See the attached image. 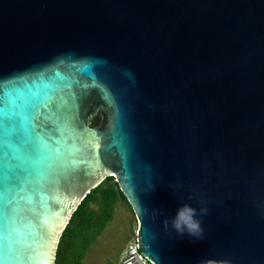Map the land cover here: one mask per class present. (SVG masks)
I'll return each mask as SVG.
<instances>
[{
    "label": "water",
    "instance_id": "95a60500",
    "mask_svg": "<svg viewBox=\"0 0 264 264\" xmlns=\"http://www.w3.org/2000/svg\"><path fill=\"white\" fill-rule=\"evenodd\" d=\"M0 101V264H54L109 176L151 264H264V0H0ZM184 203L203 239L165 230Z\"/></svg>",
    "mask_w": 264,
    "mask_h": 264
},
{
    "label": "trees",
    "instance_id": "16d2710c",
    "mask_svg": "<svg viewBox=\"0 0 264 264\" xmlns=\"http://www.w3.org/2000/svg\"><path fill=\"white\" fill-rule=\"evenodd\" d=\"M99 120L95 115L90 124L96 125ZM118 199L127 203L112 176L106 177L85 196L60 236L54 264H82L89 246L111 220Z\"/></svg>",
    "mask_w": 264,
    "mask_h": 264
},
{
    "label": "rangeland",
    "instance_id": "374dc122",
    "mask_svg": "<svg viewBox=\"0 0 264 264\" xmlns=\"http://www.w3.org/2000/svg\"><path fill=\"white\" fill-rule=\"evenodd\" d=\"M96 207V204H92ZM137 223L125 201L118 199L111 220L89 246L82 264H119L126 244L135 236Z\"/></svg>",
    "mask_w": 264,
    "mask_h": 264
},
{
    "label": "clouds",
    "instance_id": "9594fccd",
    "mask_svg": "<svg viewBox=\"0 0 264 264\" xmlns=\"http://www.w3.org/2000/svg\"><path fill=\"white\" fill-rule=\"evenodd\" d=\"M179 187V185H176ZM169 188L175 193L172 185H169ZM154 190L153 184H151L147 191ZM189 199H192L189 195ZM154 211H156L154 209ZM208 214V208L200 206L199 210L190 207L187 203H184L177 207L175 214L166 218L162 224L165 227V230L170 226L176 233L177 236L187 234L189 237L200 240L204 238V229L201 227L202 220L200 217L206 216ZM200 264H209L208 260H202ZM218 264H229L228 261H220Z\"/></svg>",
    "mask_w": 264,
    "mask_h": 264
},
{
    "label": "snow or ice",
    "instance_id": "6c2138e0",
    "mask_svg": "<svg viewBox=\"0 0 264 264\" xmlns=\"http://www.w3.org/2000/svg\"><path fill=\"white\" fill-rule=\"evenodd\" d=\"M24 118L5 101H0V147L8 150L6 155L11 156L14 161L17 157L16 145L18 140V126L22 130ZM11 165L7 166L4 175L5 190L15 189V173L11 171ZM14 199V196H13ZM13 210V209H12Z\"/></svg>",
    "mask_w": 264,
    "mask_h": 264
},
{
    "label": "built area",
    "instance_id": "2783aa9c",
    "mask_svg": "<svg viewBox=\"0 0 264 264\" xmlns=\"http://www.w3.org/2000/svg\"><path fill=\"white\" fill-rule=\"evenodd\" d=\"M119 264H151L139 251L135 236L122 251Z\"/></svg>",
    "mask_w": 264,
    "mask_h": 264
}]
</instances>
